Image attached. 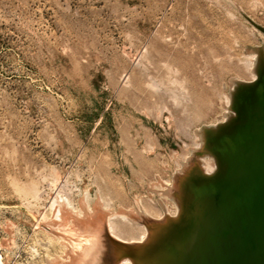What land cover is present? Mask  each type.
<instances>
[{
    "label": "rangeland",
    "instance_id": "1",
    "mask_svg": "<svg viewBox=\"0 0 264 264\" xmlns=\"http://www.w3.org/2000/svg\"><path fill=\"white\" fill-rule=\"evenodd\" d=\"M263 29L264 0H0L4 264L64 257L37 226L58 190L97 215L139 203L170 214L173 176H186L192 220L171 223L175 240L159 234L147 263L172 251L167 264H264V74L249 83ZM233 79L250 85L243 122L228 175L211 182L195 134L220 120ZM28 184L40 201L19 191Z\"/></svg>",
    "mask_w": 264,
    "mask_h": 264
},
{
    "label": "bare ground",
    "instance_id": "2",
    "mask_svg": "<svg viewBox=\"0 0 264 264\" xmlns=\"http://www.w3.org/2000/svg\"><path fill=\"white\" fill-rule=\"evenodd\" d=\"M253 56H254L253 58H257V56L255 57L254 53H253ZM246 58L248 59V57ZM251 61L252 60H250V62ZM249 66H252V74H249L251 75V78H250L251 81L249 83H254V85L257 84L260 86V80L264 74V49H263V54L261 55V57H259L254 63L249 64ZM238 82H239L238 79H233L231 81L232 83L231 85H233V87L230 90V94L227 96H223L222 98L221 107H220L222 108V113L220 115V120H218L217 122L214 120L215 123L212 125L208 123V125H206L208 128V131L205 132V130H203L195 134L196 148L197 150L201 151L200 154L201 153L203 154V156H199V159L202 161L201 162L202 170H203V173L206 174L207 177H209V179H211V182H216L220 180V178L225 177V175L226 176L228 175L229 169L231 168V161H230V158L228 157V152H231L232 148L236 144H238L236 127H237V124H239L240 122H243L242 116L240 115L242 111L240 106L243 101L241 99V95H242V90H245L246 89L245 87H247L246 85H248V84H242ZM154 85L155 84L152 83L151 85H148V88L151 90H154V88L156 89ZM196 158L197 157H195V160H198V158L197 159ZM186 168H189V167L187 166ZM199 173H200L199 176H201L200 171ZM184 174H185V171H184ZM174 177L175 176H173L172 178V180L174 179V181H172L173 185L170 184L171 185L170 187H168L169 186L168 185L165 191L166 197L172 203L171 204L172 209H173L172 213L170 212V210L167 211V212H170V214H167L164 212L162 213L161 211L155 212L149 206H145L142 203H139L138 205L133 204V207H131V205H129L128 207H124L125 209L117 208V210L115 211H112L113 209H110V208H109L110 210L106 209L107 208L106 207L104 210L98 211V215H97L96 210L91 206L90 201L87 198V196L82 197L80 200H78L77 204H73L70 201V199L66 197L65 194L62 195L63 193L59 192V190L58 192L56 191L57 193L54 196L51 195L50 199L48 200V210L50 214L48 215L46 212L43 213L44 211L41 212L43 214L42 215L40 214V219H39L37 226L44 233L48 244H50L51 242L52 243L57 242L63 247L64 257L60 256V257L50 258L49 260L46 261L45 264H145V262L148 260H151V263H153L152 261L155 259V257L153 259V255L152 256L150 255V251L154 249L155 248L154 245L156 246L158 243L157 236L159 234L162 235L163 232L166 233V231L170 228L171 223L177 222L176 226H178V222H179L181 223V226L179 227L184 226L186 228V226H189L192 220L190 210L187 211V208L186 210L184 209V207L188 205L186 204L187 200L184 201L185 195H187V193L185 194L184 192H187V191H184V192L182 191L183 189L182 185H184V183L186 182V181L184 182V180H186V176L185 177L176 176L175 178ZM55 181L56 180H54L53 182L55 183ZM55 185L53 186L55 187ZM184 186H186V184ZM152 188H153V185H152ZM18 189L23 195L30 196L34 200L40 201L39 199L40 195L38 194V191L35 189V186L33 184H28L24 188H18ZM189 195L190 194H188L187 197L191 199ZM33 199H31V201ZM100 201L99 202L97 201L98 204L101 203ZM189 201L188 203H190ZM184 202H186L185 205H184ZM28 204L30 205V203ZM106 204L107 203L105 202V204L103 205H106ZM169 208L170 207H168V209ZM84 217L90 218L91 221L93 220V218L96 220L95 221L96 223H94V227L96 228V229L94 228V230H96V232H92L91 234L85 233V230L87 229L85 222L79 219V218H84ZM208 217H209V214H208ZM171 232H168L166 234L171 233L170 236H172V234L175 233L172 227H171ZM178 234L179 233L177 232L176 235ZM165 237L166 236H164V238ZM174 237L172 236V238ZM179 237L177 236L176 238H179ZM170 240L172 239L170 238ZM12 242H11V246L13 244ZM123 243L128 244V246L124 245ZM48 244L46 243V245ZM140 244H142L143 246H141ZM177 245H179V243H177ZM177 245L176 243L174 244L176 248H177ZM4 249L6 248H3V250ZM7 249H10V247H8ZM155 249H158V248H155ZM129 250L133 251L132 256L130 255ZM1 253H0V264H4V258L1 255ZM160 254H159L160 258L163 261H165L168 255L171 256L172 251L169 254L167 252L163 253V256H165L164 257L165 260L163 259V257H161ZM165 254H168V255L166 256ZM8 259L10 260V258ZM162 260H161V264H163ZM166 261L169 262L170 260H166ZM166 261H165V264H167ZM154 263L156 264L157 262H154ZM158 263L160 264L159 261Z\"/></svg>",
    "mask_w": 264,
    "mask_h": 264
},
{
    "label": "water",
    "instance_id": "3",
    "mask_svg": "<svg viewBox=\"0 0 264 264\" xmlns=\"http://www.w3.org/2000/svg\"><path fill=\"white\" fill-rule=\"evenodd\" d=\"M251 24H253V22H250ZM124 245H126V246H128V244H126V243H123ZM129 253H130V255L132 256V254H133V251L132 250H129Z\"/></svg>",
    "mask_w": 264,
    "mask_h": 264
}]
</instances>
